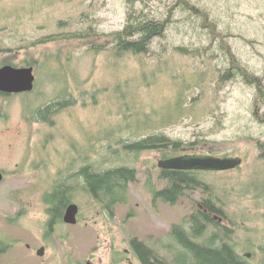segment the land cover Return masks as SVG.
<instances>
[{
    "label": "rangeland",
    "instance_id": "obj_1",
    "mask_svg": "<svg viewBox=\"0 0 264 264\" xmlns=\"http://www.w3.org/2000/svg\"><path fill=\"white\" fill-rule=\"evenodd\" d=\"M184 1L0 0L1 57L14 50L10 59L34 67L37 87L0 98V264H141L132 238L173 260L181 247L172 226L189 228L204 198L234 230L237 250L264 264V0ZM131 10L168 22L147 54L116 49ZM162 133L184 146L125 147ZM182 153L243 163L198 172L204 185L177 203L155 199L151 190L167 184L159 159ZM120 165L136 168L138 179L111 213L89 194L81 169ZM60 184L80 220L51 227L46 198ZM220 230L212 224L199 239Z\"/></svg>",
    "mask_w": 264,
    "mask_h": 264
},
{
    "label": "trees",
    "instance_id": "obj_2",
    "mask_svg": "<svg viewBox=\"0 0 264 264\" xmlns=\"http://www.w3.org/2000/svg\"><path fill=\"white\" fill-rule=\"evenodd\" d=\"M167 25V20H159L153 17L148 18L141 11L137 15L135 10H131L126 26L115 34L117 35L116 49L135 55L147 54L151 49L154 39L164 34ZM178 49L183 54H189L187 48L179 47ZM237 71L238 69L229 70L223 78L235 77ZM249 81L251 82L252 80L249 79ZM257 145L264 150V140H258ZM183 146L180 141L172 140L163 133L145 136L125 144L129 152H141L147 149L162 147H168L177 151ZM176 155L173 154L172 156ZM172 156H164V158ZM198 172L202 171L161 169L159 179L166 181L167 184L162 189L154 188L151 190L154 198L172 204L177 203L188 191L204 185V182L197 178ZM81 174L85 178L89 194L102 202L104 207L109 209L111 213L114 212L117 204L128 201L129 185L138 179L137 169L126 165L94 170L91 166H85L81 169ZM208 187L205 184V188L208 189ZM68 190L67 184H60L47 195L46 202L50 205L48 212L52 215L50 221L51 227L54 222L63 220L68 205L72 203ZM203 203L209 209L218 213L220 212L213 200L204 198ZM189 224L192 227V231L186 230L183 224L176 223L172 226L171 234L173 237L176 235L178 237L177 240L183 243L185 248L196 257L197 262L195 264H245L227 245L223 247H215L213 245L211 241L214 240L213 236L216 233H213V236L208 238L210 242L207 245L197 244L190 240L191 235L197 240L206 233L209 226L212 224L218 225L201 208L198 209L197 213L191 215ZM130 245L135 254L143 260L144 264H169L162 260L157 261L155 258L160 255L139 238H132ZM150 259H154V262H151Z\"/></svg>",
    "mask_w": 264,
    "mask_h": 264
},
{
    "label": "water",
    "instance_id": "obj_3",
    "mask_svg": "<svg viewBox=\"0 0 264 264\" xmlns=\"http://www.w3.org/2000/svg\"><path fill=\"white\" fill-rule=\"evenodd\" d=\"M33 66L14 67L6 65L0 68V90L8 92L31 91L35 84ZM243 158L240 156L220 157L214 154H183L179 156L161 158L158 166L161 169L193 170V171H228L240 167ZM3 173L0 172V184L3 181ZM80 207L72 202L68 205L64 222L68 224L78 223ZM45 248L38 250L39 255H44Z\"/></svg>",
    "mask_w": 264,
    "mask_h": 264
},
{
    "label": "flooded vegetation",
    "instance_id": "obj_4",
    "mask_svg": "<svg viewBox=\"0 0 264 264\" xmlns=\"http://www.w3.org/2000/svg\"><path fill=\"white\" fill-rule=\"evenodd\" d=\"M9 51V57L8 58H2L1 55L3 54L4 57H6V48H2L1 47V42H0V68L6 66V65H12L14 67H25L24 66H18L15 64V62H13L10 58L11 55H14V50H12L11 48H8ZM12 51V53L10 54V52ZM36 77V76H35ZM36 82V79H35ZM36 84H34V88L31 91H24V92H8V91H3L0 90V98L4 99L7 102H10L14 97L19 96V97H24V95H27L29 93H33L35 92L36 88L35 87ZM42 109V108H41ZM44 115V114H43ZM183 154H203V153H182V154H178L176 156L179 155H183ZM234 170V169H233ZM230 171V170H229ZM0 172L3 173V181L6 179L7 173L4 170L0 169ZM80 207V206H79ZM200 208L201 210H203L205 213L209 214L217 223H218V227H220V232L216 233L214 236L213 234H211L210 236H213L214 240L211 241L213 243V245L215 247H223L224 245H227L229 248H231V250L240 257V259H242V261H244L245 264H254V259H256V256H253V253L251 251L245 252L244 254H241L237 248H236V242H233V239H231V233H233V229L231 226H229L227 224V221L225 220L224 216L218 212H215L211 209H209L208 207H206L204 205V203L200 204ZM221 212V210H220ZM80 216V210H79V214H78V222L80 220L79 218ZM47 217H48V213H47ZM64 218V217H63ZM191 219V218H190ZM189 219V221H190ZM47 222H49V220H47ZM189 226V225H188ZM183 227L190 231L189 229L192 230L191 225L188 227L184 226ZM209 228V227H208ZM209 236V237H210ZM208 237V238H209ZM177 236H174V245L181 247V251L174 257L173 260H171L170 258H166V257H162V256H158L157 258H155L157 261L162 260L165 263H169V264H195L196 261V257L193 256V254L191 253V251L187 250L185 248V245L183 243H180L177 240ZM201 238V237H199ZM195 239L193 238V235H191L190 240H192L193 242L197 243V244H203V245H207L208 242H210L207 238V240H200V239ZM132 240V239H131ZM130 240V242H131ZM19 243H22V240H14L10 242L11 246H17ZM27 246H29V244H27ZM45 248L46 249V245H42L41 248ZM129 252V250H127ZM132 251V250H131ZM137 258L139 260V262H141V264H144L143 260L137 255ZM151 262H154V259H150ZM134 261L130 259V263H133ZM264 261H262L263 263Z\"/></svg>",
    "mask_w": 264,
    "mask_h": 264
}]
</instances>
